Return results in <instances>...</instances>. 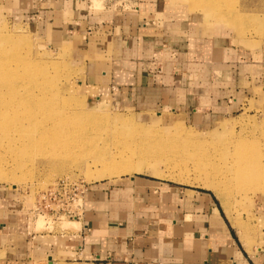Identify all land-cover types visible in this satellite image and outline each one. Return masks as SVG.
<instances>
[{
    "label": "crops",
    "instance_id": "crops-1",
    "mask_svg": "<svg viewBox=\"0 0 264 264\" xmlns=\"http://www.w3.org/2000/svg\"><path fill=\"white\" fill-rule=\"evenodd\" d=\"M14 1L66 47L79 71L74 89L89 101L194 123L249 104L264 110V53L192 23L173 0H133L121 10L91 0ZM15 189L0 185V264H264V239L251 248L240 241L204 188L143 174L90 181L72 231L37 229Z\"/></svg>",
    "mask_w": 264,
    "mask_h": 264
},
{
    "label": "rangeland",
    "instance_id": "rangeland-1",
    "mask_svg": "<svg viewBox=\"0 0 264 264\" xmlns=\"http://www.w3.org/2000/svg\"><path fill=\"white\" fill-rule=\"evenodd\" d=\"M91 1L95 7H106V2H112ZM173 1L183 7L192 23L209 31L220 29L224 38L232 39L238 47L264 53V0H215L221 1V14L204 9L200 0ZM21 10L14 0H0V71L17 75L20 82L26 76L28 81L33 80L34 85L26 87L28 94L44 91L45 87L56 93L52 97L42 96L40 104L34 108L38 120L53 122L54 127L0 130V185L10 190L16 187V192L23 195L25 205L37 207L34 213L37 229L75 230L80 225L79 220L64 209L72 193L85 183L143 174L160 181L211 191L240 241L251 248L264 239V175L254 180L244 196L235 189L243 183L228 176V181H222L221 195L212 187H204L195 181L169 177L162 159L153 156V153L156 156L167 154L172 156L171 161L198 163L206 167L210 179L215 182L219 181L216 172L222 161H229L232 156L240 160L244 155L251 164L264 162V110L261 105H245L217 121L194 123L182 115L166 116L160 110H143L112 100L89 101L74 89L73 82L79 71L66 47L55 42V33L47 30L44 24H37V19L31 15L25 17ZM21 59H24L23 63ZM27 61L37 64L35 73L26 72ZM35 81L43 84L37 86ZM16 108L13 116L27 114L23 106ZM73 111L78 116L75 117ZM87 112L98 116L90 118ZM70 114L73 118L68 117ZM126 117L131 123L120 125L119 119ZM25 141L28 144H24ZM122 151L127 155L134 154L138 161L147 160L166 175L133 169L130 173L88 177L87 167L82 163L85 158L91 168L96 169L101 166L93 163L94 157L99 158L105 152L117 155ZM90 153L95 156L90 157ZM16 156L17 161L14 160ZM190 172L193 177L194 171ZM253 187L257 189L252 191ZM49 189H56V193L49 195ZM31 264L74 263H50L44 259Z\"/></svg>",
    "mask_w": 264,
    "mask_h": 264
},
{
    "label": "bare ground",
    "instance_id": "bare-ground-1",
    "mask_svg": "<svg viewBox=\"0 0 264 264\" xmlns=\"http://www.w3.org/2000/svg\"><path fill=\"white\" fill-rule=\"evenodd\" d=\"M98 1V0H95ZM199 1V0H198ZM203 6L204 9H210L213 14H221V1L216 2L215 0H200L199 1ZM263 5V4H262ZM258 12V11H257ZM259 20V19H258ZM21 57V56H20ZM24 59H21L22 62ZM27 68L26 72L33 71V73L36 72L37 64L35 62L27 61ZM23 63V62H22ZM18 76L14 74H10L9 71H0V130H44V128H51L54 127L53 122H42L38 120L36 117V114L34 112L35 106L39 103V99L43 97H52L55 96L56 93L51 90L50 87H45L44 91H33L31 94H28L26 91L27 86L34 85L33 80L28 81L27 76L23 77L21 82L18 81ZM41 82L35 81V84L38 86L42 85ZM36 86V87H37ZM5 88L6 92H5ZM21 88V89H19ZM4 90V91H3ZM26 104V105H24ZM40 104V103H39ZM24 107L27 110V114H24L23 116H13V112L17 111L16 107ZM67 110L70 111L68 108ZM71 112V111H70ZM77 112L73 111L74 116H78L76 114ZM88 117L93 118L97 117L98 114L96 113H89L87 112ZM68 117H72V114L68 115ZM119 124L124 126V124H129L130 119L121 118L119 119ZM170 121V123H175V121ZM44 127V128H43ZM24 144H28L27 141L24 142ZM186 145V144H185ZM96 152V150H95ZM94 152V153H95ZM232 154V151H231ZM90 153V157H91ZM94 155V154H93ZM92 155V156H93ZM136 155V154H135ZM95 156V155H94ZM137 156V155H136ZM154 159H162L163 164L166 166L168 170V176L172 178H178L189 182L199 183L203 185L204 187H212L215 191L223 195L222 189H223V180L228 181V176L230 179L236 180L238 182H242L243 184H239L238 186H235V189L238 188L239 195H245L243 193H246L250 185L254 182L255 179L260 178L262 175H264V162L261 163H252V161L249 162V159H246V156L243 155V158L240 160H237L235 156H232V158L222 161V166L217 170L216 176L219 181H212L210 179V173L206 169V167L200 166L198 163L192 164L189 161L186 160H172L167 154L163 156H156L155 153H153ZM88 158V157H87ZM117 158L119 160H117ZM17 156L14 159L17 161ZM93 163L98 165L100 163L101 167H96V169L91 168L89 165V161H86L87 159H84V162L82 160V163H84L87 167V175L88 177H96L95 174L101 175V176H112V175H118L121 172H131V170L135 169L138 171H150L151 173L155 175H166L164 172L160 171L159 168L154 167L153 165L147 163V160L145 161H138L137 158L133 155H127L125 152H119L117 155H111L107 154L106 152L103 153L99 158L94 157ZM77 161V160H75ZM92 161V160H91ZM171 161V163H170ZM242 163H239V162ZM92 163V164H93ZM193 172V177L191 176V172ZM186 174L188 176H186ZM2 176V173H0ZM198 184V185H199ZM252 191H255L257 187L251 188Z\"/></svg>",
    "mask_w": 264,
    "mask_h": 264
},
{
    "label": "built area",
    "instance_id": "built-area-1",
    "mask_svg": "<svg viewBox=\"0 0 264 264\" xmlns=\"http://www.w3.org/2000/svg\"><path fill=\"white\" fill-rule=\"evenodd\" d=\"M106 7L111 8V9H116V10H121V9H126L128 7L133 6V0H112L109 2L105 3ZM86 184H84V186L80 189H78L76 192L72 193V196L70 197L71 199H69L70 202H68V204L65 205V213H67L68 215H72L74 217H78V214L80 213L81 210V205H82V196H83V192L85 190ZM56 193V189L55 190H48L49 195ZM43 195H47L45 193H43ZM77 200V202H76ZM36 208L37 207H32L31 209L33 210V212H36ZM78 210V211H76ZM77 215V216H76Z\"/></svg>",
    "mask_w": 264,
    "mask_h": 264
}]
</instances>
